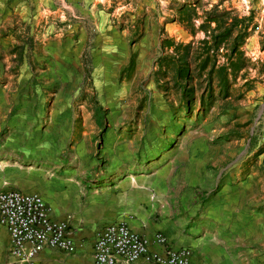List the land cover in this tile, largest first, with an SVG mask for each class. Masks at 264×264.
<instances>
[{"label": "rangeland", "instance_id": "1", "mask_svg": "<svg viewBox=\"0 0 264 264\" xmlns=\"http://www.w3.org/2000/svg\"><path fill=\"white\" fill-rule=\"evenodd\" d=\"M134 1L143 10L103 11L110 31L120 30L121 19L134 14V38L148 16L158 23L153 24L157 41L122 62L105 40L108 29L96 32L79 12L74 18L66 11L31 7L23 16H9V27L0 28V87L8 94L7 116L39 114L36 105H48L53 99L49 85L53 79L66 82L63 71L68 69L77 103L86 102L75 105L70 115L89 116L86 126L94 132L89 157L60 165L136 167L137 172L168 165L240 167V179L257 183L264 212V0ZM183 5L190 9L182 17L185 22H173ZM228 25L231 33L213 43ZM81 28L86 40L79 49ZM134 39L135 48L139 39ZM43 51L47 56L42 58ZM181 63L189 70L186 80L177 78ZM51 66L61 75L45 74ZM111 87L117 92L110 93ZM184 89L194 94L188 108ZM42 115H48L46 108ZM116 121L124 140L118 152H111L103 137ZM75 126L82 124L75 120ZM32 128L29 124V133ZM73 142H59L68 148L65 155L73 154Z\"/></svg>", "mask_w": 264, "mask_h": 264}, {"label": "crops", "instance_id": "2", "mask_svg": "<svg viewBox=\"0 0 264 264\" xmlns=\"http://www.w3.org/2000/svg\"><path fill=\"white\" fill-rule=\"evenodd\" d=\"M31 7L34 11H66L74 18L78 12L88 16L96 32L104 34L108 29L105 40L120 62L157 41L153 24L158 23L152 24L148 16L142 20L141 32L134 37L139 39L135 48L134 14H126L127 18L121 19L120 30L110 31L103 11L143 10L134 0H0V28L9 27V16H23L32 10ZM171 25L165 24L166 27ZM78 34L81 49L86 34L82 28ZM3 39H8L7 33ZM42 53V58L47 56L46 52ZM52 56L59 58V54ZM46 69L47 75H61L55 66ZM63 76L66 82L53 79L49 85L53 99L48 105L37 104L39 114L32 117L7 116L8 94L0 87V141L3 142L0 146V191L40 195L51 210V219L69 223L76 245L72 254L43 249L34 264H92L96 234L119 222L126 223L149 241L159 233L166 237L171 247L190 249L191 264H264V212L259 210L262 199L257 196L255 181L240 179V167L168 165L137 172L136 167L60 165L76 156L88 154L89 157L87 145L94 132L86 126L89 116L84 113L81 117L70 115L75 105L85 107L86 102L77 103L68 69H64ZM113 92L117 91L111 87L110 93ZM122 92L123 89L117 99L120 103ZM44 108L47 109L46 117L42 115ZM75 120L82 127L75 126ZM119 122L122 123V117ZM119 122L116 121L111 129L107 127L104 134L107 138L103 137L111 152L115 149L118 152L124 140L123 130L117 128ZM29 124L35 129L30 133ZM67 141H74L69 146L73 154L68 156L65 155L68 148L59 144ZM9 156H15L12 162ZM152 248L158 249L154 245ZM0 264H24L11 257L10 237L2 226ZM134 264L152 263L139 260Z\"/></svg>", "mask_w": 264, "mask_h": 264}, {"label": "built area", "instance_id": "3", "mask_svg": "<svg viewBox=\"0 0 264 264\" xmlns=\"http://www.w3.org/2000/svg\"><path fill=\"white\" fill-rule=\"evenodd\" d=\"M50 208L38 194L17 190L0 191V226L10 237V255L24 264H34L43 249L72 254L76 245L67 221L51 219ZM152 245L158 247L153 250ZM192 251L173 248L166 237L152 240L132 231L124 222L108 225L95 236L92 264H191Z\"/></svg>", "mask_w": 264, "mask_h": 264}, {"label": "trees", "instance_id": "4", "mask_svg": "<svg viewBox=\"0 0 264 264\" xmlns=\"http://www.w3.org/2000/svg\"><path fill=\"white\" fill-rule=\"evenodd\" d=\"M189 8V7H188ZM185 5L181 6L179 8L177 12V17H173V22H178V23H184L185 20L182 18L185 14L189 13L190 12V9H188ZM230 25H228L227 27H225V29L223 30L224 33H220L218 35H216L214 38H213V43H215L216 45L219 44V42L224 39V37H226L227 34H230L231 33V28H229ZM245 30V29H244ZM243 32H246V31H243ZM246 34V33H245ZM242 35V33L240 34ZM262 48L264 49V42H262ZM186 62V61H184ZM188 72L189 70L185 67H184V63H181V65H179V67L177 68V78L178 79H183V80H186L188 79ZM194 94H193V91L192 89H184V98L186 100V103H187V108L189 106L188 102L190 101L191 98H193Z\"/></svg>", "mask_w": 264, "mask_h": 264}]
</instances>
